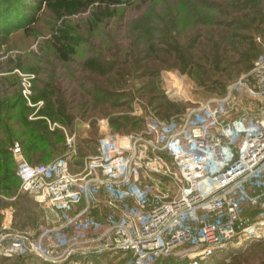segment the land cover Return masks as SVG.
I'll list each match as a JSON object with an SVG mask.
<instances>
[{
  "label": "built area",
  "instance_id": "1",
  "mask_svg": "<svg viewBox=\"0 0 264 264\" xmlns=\"http://www.w3.org/2000/svg\"><path fill=\"white\" fill-rule=\"evenodd\" d=\"M66 145L75 152L73 136ZM97 145L77 171L67 157L29 164L10 145L18 190L56 222L36 233L1 222L0 256L88 264L124 253L128 264H199L264 236V57L223 96Z\"/></svg>",
  "mask_w": 264,
  "mask_h": 264
},
{
  "label": "rangeland",
  "instance_id": "2",
  "mask_svg": "<svg viewBox=\"0 0 264 264\" xmlns=\"http://www.w3.org/2000/svg\"><path fill=\"white\" fill-rule=\"evenodd\" d=\"M55 1L0 0V24L13 22L10 11L5 14L12 8L28 20L0 25V148L9 151L12 142L20 149L15 137L27 129L16 119L31 106L30 97L49 83L72 118L69 127L48 124L58 132L51 138L56 148L52 160L67 157L72 171L96 154L103 136L141 132L151 118L169 120L223 96L246 72L244 54L264 57V0H103L60 17L49 7ZM59 29L69 31L75 49L66 61L56 56L53 35ZM89 58L100 63L98 73L84 67ZM235 108L236 113L244 110L242 104ZM66 135L73 136L75 152L67 148ZM10 160L6 174L0 170V205L1 196L8 194L12 221L20 229L36 233L55 224L48 208L18 190L16 161ZM128 258L106 254L88 264H128ZM0 264L42 263L0 256ZM158 264L188 261L171 257ZM199 264H264V236Z\"/></svg>",
  "mask_w": 264,
  "mask_h": 264
},
{
  "label": "trees",
  "instance_id": "3",
  "mask_svg": "<svg viewBox=\"0 0 264 264\" xmlns=\"http://www.w3.org/2000/svg\"><path fill=\"white\" fill-rule=\"evenodd\" d=\"M37 4H41L44 0H36ZM95 2H103V0H56L49 4L50 9L58 16H73L78 14L86 6H90ZM101 4V3H100ZM10 15L14 16L13 22L8 24H0L2 28L11 27L14 25H21V23L28 22L25 16H21L14 8L8 9ZM4 14V15H5ZM54 46L56 49V56L62 60H68V57L75 53L74 46L72 45V38L69 35V31L65 29H59L53 35ZM254 59V60H253ZM257 59L256 56H249L244 54V70L247 72L253 65V62ZM100 63L97 59L89 58L84 62L86 70L92 73H98ZM245 73V72H244ZM224 92V91H223ZM17 100L21 101L22 97L16 94ZM31 106L24 107L21 111L16 123L21 128L27 129L22 133H18L15 137L20 145V150L23 157L29 164H43L52 160V153L56 151L55 145L51 138L58 136L57 130H50L48 124H57L62 127H69L72 123L71 116L67 113L65 104L61 97L56 93L55 89L46 83L42 85L39 91L29 99ZM37 104L41 106L37 107ZM12 104H10V109ZM1 109V103H0ZM33 120H28L27 116L31 115ZM11 136L6 138V143L11 142ZM12 142L10 143V145ZM10 152L0 148V170L3 174H6L9 167H11ZM17 179V177H16ZM18 180V179H17ZM19 183V181H18ZM166 263V262H165Z\"/></svg>",
  "mask_w": 264,
  "mask_h": 264
},
{
  "label": "crops",
  "instance_id": "4",
  "mask_svg": "<svg viewBox=\"0 0 264 264\" xmlns=\"http://www.w3.org/2000/svg\"><path fill=\"white\" fill-rule=\"evenodd\" d=\"M24 196H26V198H30L27 195H24ZM1 199H2V203H1L2 205H0V215H1L0 223L1 222H9L13 228L20 229V228H18V226L15 225L14 221H12V218H11V214H12V208L11 207H12V205L9 204V202L11 200L10 196L8 194H5V195L1 196ZM25 230H29V229L25 228ZM29 231H31V230H29Z\"/></svg>",
  "mask_w": 264,
  "mask_h": 264
}]
</instances>
